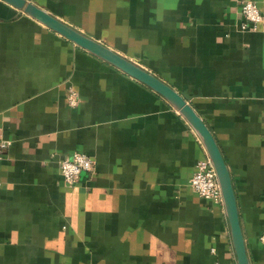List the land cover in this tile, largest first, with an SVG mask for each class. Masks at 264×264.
<instances>
[{
    "label": "crops",
    "instance_id": "obj_1",
    "mask_svg": "<svg viewBox=\"0 0 264 264\" xmlns=\"http://www.w3.org/2000/svg\"><path fill=\"white\" fill-rule=\"evenodd\" d=\"M30 1L186 92L226 164L248 264H264V22L242 29L241 0ZM0 140V264H236L223 203L188 183L205 149L185 118L4 0ZM75 150L93 165L66 185L58 160Z\"/></svg>",
    "mask_w": 264,
    "mask_h": 264
},
{
    "label": "water",
    "instance_id": "obj_2",
    "mask_svg": "<svg viewBox=\"0 0 264 264\" xmlns=\"http://www.w3.org/2000/svg\"><path fill=\"white\" fill-rule=\"evenodd\" d=\"M4 1L29 14L48 28L72 41L74 44L95 54L131 77L144 83L163 96L185 118L190 126L196 131L202 145L204 146L205 154L214 168L222 197V203L229 224L230 238L235 253L236 264H248L239 227L235 197L226 164L208 126L188 103L189 96L186 92L176 91L151 72L119 55L101 42L79 32L63 21L55 18L30 0Z\"/></svg>",
    "mask_w": 264,
    "mask_h": 264
},
{
    "label": "built area",
    "instance_id": "obj_3",
    "mask_svg": "<svg viewBox=\"0 0 264 264\" xmlns=\"http://www.w3.org/2000/svg\"><path fill=\"white\" fill-rule=\"evenodd\" d=\"M239 11L242 16L240 27L242 29H254L258 22H264L259 7L255 0H241ZM66 103L70 106L77 104L78 95L76 91L68 87L66 92ZM8 141L0 140V153L4 151ZM93 165V158L83 151H72L58 160V170L62 181L66 185L73 184L81 170H90ZM190 187L199 196L207 198L212 202H222L218 181L211 161L206 156L199 158L194 163V168L189 176ZM258 240L264 243V230L258 234Z\"/></svg>",
    "mask_w": 264,
    "mask_h": 264
}]
</instances>
